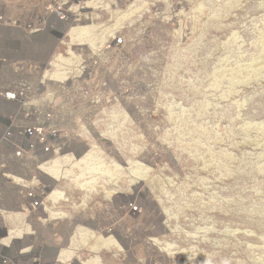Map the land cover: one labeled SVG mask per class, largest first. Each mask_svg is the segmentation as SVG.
<instances>
[{"label": "rangeland", "instance_id": "rangeland-1", "mask_svg": "<svg viewBox=\"0 0 264 264\" xmlns=\"http://www.w3.org/2000/svg\"><path fill=\"white\" fill-rule=\"evenodd\" d=\"M91 2L0 0V56L41 63L61 153L83 152L68 260L264 264V0ZM86 16L98 44L72 41Z\"/></svg>", "mask_w": 264, "mask_h": 264}, {"label": "built area", "instance_id": "built-area-1", "mask_svg": "<svg viewBox=\"0 0 264 264\" xmlns=\"http://www.w3.org/2000/svg\"><path fill=\"white\" fill-rule=\"evenodd\" d=\"M14 57L0 56V264H78V258L59 256L64 239L52 228L51 187L37 176L48 157L66 146L51 127V114L36 100L47 91L44 81L36 88L31 80L41 63H18ZM12 214H20L31 231L16 233L8 222Z\"/></svg>", "mask_w": 264, "mask_h": 264}, {"label": "crops", "instance_id": "crops-1", "mask_svg": "<svg viewBox=\"0 0 264 264\" xmlns=\"http://www.w3.org/2000/svg\"><path fill=\"white\" fill-rule=\"evenodd\" d=\"M89 3L93 7H106L108 8L107 12H109V8L112 5L111 0H91ZM118 3L123 4V0H116ZM90 2V1H89ZM94 9V8H93ZM114 18L117 16L116 14L120 13L117 10H113ZM101 12L98 13L100 17ZM94 15V14H93ZM84 17L87 21H90L86 26L87 29H84L83 32L81 30L77 31V35L72 37L75 44L84 45V43H99L101 40L102 34H104L103 29L97 26L93 17ZM96 18V17H95ZM86 25V24H85ZM83 25V26H85ZM100 32V33H98ZM95 34V35H94ZM97 34V35H96ZM69 39V38H68ZM58 40V39H57ZM70 40V39H69ZM71 42V40H70ZM48 43V42H47ZM67 152V151H66ZM57 153L52 154L48 157L47 162L42 166V170L38 171L37 176H43V180L48 181L51 187V209L50 216L52 218L51 224L54 232L58 233L62 236L63 247L60 251L59 256L65 260L68 259L69 251L73 247V240L75 233H79L83 231L85 228V214H86V204L83 199L84 193L82 189H80L78 184L71 183L68 181V175L70 173V168L65 162V158L71 157L74 159L75 157L80 158L83 154L79 153L80 151H73L72 149L67 153ZM37 171V170H36ZM32 173H28L26 178H28ZM89 212V210H88ZM97 220L94 209H92V213L88 216V223L93 229L95 228L94 221ZM8 222L12 225L14 229L19 232H30L31 227L28 225H23V221L20 219V214H12L8 218ZM93 222V226L92 223ZM43 229L41 227H37V231L41 232ZM71 240V241H70Z\"/></svg>", "mask_w": 264, "mask_h": 264}]
</instances>
